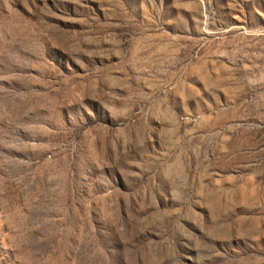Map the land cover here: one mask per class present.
<instances>
[{"label": "rangeland", "instance_id": "rangeland-1", "mask_svg": "<svg viewBox=\"0 0 264 264\" xmlns=\"http://www.w3.org/2000/svg\"><path fill=\"white\" fill-rule=\"evenodd\" d=\"M0 264H264V0H0Z\"/></svg>", "mask_w": 264, "mask_h": 264}]
</instances>
